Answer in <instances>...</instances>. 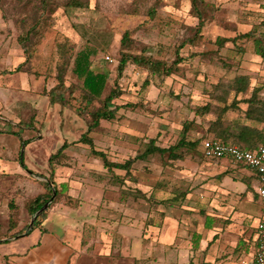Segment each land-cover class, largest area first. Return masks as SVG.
<instances>
[{
    "label": "rangeland",
    "instance_id": "1",
    "mask_svg": "<svg viewBox=\"0 0 264 264\" xmlns=\"http://www.w3.org/2000/svg\"><path fill=\"white\" fill-rule=\"evenodd\" d=\"M82 1L89 6L71 8L66 6L68 0H54L46 9L43 0H0V80L10 70L14 71L20 66L22 71L27 72L20 74L23 88L41 86L43 80L32 69L41 71L46 66L47 70L43 73L55 78V83L59 71L64 70L66 84L80 88L83 85L89 87L97 75H104L101 96H106L114 89L119 91L118 98L111 105L112 108L118 106L119 110L113 120H102L100 126L90 132L89 137L96 150L105 153L111 162L124 163L134 158L145 149L151 138L156 139L161 147L175 144L181 137L183 126L195 117L193 109L209 100L206 92L212 91L219 79L231 80L238 75H248L250 85H264V59L256 54L252 39L238 38V35L251 30H264V0H205L206 6L200 7L205 18L202 38L195 45L186 43L180 48L178 53L183 58L182 62L163 80L133 64L119 75L117 68L122 38L126 32L130 33L131 53H144L147 57L171 65L177 59L176 50L180 43L194 34V29L199 24V19L192 12L191 0ZM152 8L155 9L153 17L149 14ZM30 31L32 34H29ZM232 39H236V42ZM89 51L93 53L88 57L91 71L77 73L75 63L79 67L87 64L86 56L77 61V55ZM202 53L205 56L200 55ZM83 102L82 91L78 90L66 108L76 113ZM100 105L96 100L90 109ZM24 111L27 114L21 115ZM47 116L49 114L44 109H25L24 105H19L13 107L11 112L3 109L0 104V151H3V143L8 148L15 149L18 140L9 132L29 136L30 130L24 127L33 124L35 128H40L48 120ZM8 118L21 121L22 125H13ZM69 119L70 115L68 121ZM200 121L201 118H198V123L189 131V137L192 140L202 138V143L205 139L214 137L204 136ZM68 125L72 126L70 123ZM72 127V138L76 134V137H81L88 129L87 125L83 130ZM45 142L41 141L36 146L34 164L37 168L48 162L44 153L48 148ZM73 145L74 148H65L62 162L67 163L70 154L81 168L80 173L76 170L67 173V177L83 176L85 180V185L77 192L85 201L79 207V213L96 216L101 211L95 201L103 196L105 189L108 191L107 187H110L108 185L112 181L105 186L90 179L88 173L105 169L103 172L107 178L113 180V173L123 178L122 183H116L115 180L109 189L114 194L113 198L129 201L131 210L140 212L149 209V212L155 213L162 210L164 215L184 220V228L192 220L195 227L199 226V221L204 216L203 204L192 205L195 210L184 209V202L178 204L172 201L171 204L170 199L172 193L188 190L186 184L180 185L177 181L182 179L181 171L186 175L189 172L185 173V167L175 166L194 164V161L203 164L206 161L201 144L195 149L183 150L182 160L168 162L160 156H153L146 161H137L129 177L125 176L126 172L123 170L107 172L101 158L92 153L89 145L81 142ZM50 148L52 149L51 146ZM24 161L28 169L21 168L22 174L35 175L36 172L29 170L32 166L28 156ZM68 161L73 162L72 159ZM164 181H168V184H164ZM172 181L176 183L172 184ZM257 184L256 178L254 187L249 186V193L253 197L257 195ZM68 190V184L63 182L60 193L64 194ZM85 193L91 194L92 200L85 199ZM179 199L182 200L180 196ZM244 202L246 200L234 206L238 210L251 207L254 209L253 215L257 216L255 210H261L258 202L253 200L251 205ZM79 208H73V212ZM2 228L3 220L0 219V229ZM242 231L243 239L236 248V255L248 254L254 245L253 239L257 236L256 228L250 225L242 227ZM135 261L141 264V260ZM3 264L10 263L5 261Z\"/></svg>",
    "mask_w": 264,
    "mask_h": 264
},
{
    "label": "crops",
    "instance_id": "2",
    "mask_svg": "<svg viewBox=\"0 0 264 264\" xmlns=\"http://www.w3.org/2000/svg\"><path fill=\"white\" fill-rule=\"evenodd\" d=\"M45 70L47 66L41 71L32 69L39 79L43 80L41 86L23 88L20 74L27 73L26 71L10 70L7 76L0 80V104L3 109L12 112L13 107L24 105L25 109H44L49 114L42 127L35 128L33 124L24 127L30 130L29 136L23 137L14 131L9 132L18 140L15 149L2 144L0 219L3 220V228L0 229V235L4 237L0 241V264L5 261L10 264H137L136 259L141 260V264H242V260L256 249L255 238L248 254H235L237 246L243 239L242 227L250 225L256 228L262 215L263 204L258 196L260 186L258 176L247 166L228 159L206 158L202 146V155L206 159L203 164L194 161V164L175 166L185 167V173L189 172L186 175L181 171L182 179L177 181L180 185L186 184L188 190L172 193L170 199L171 204L172 201L178 204L184 202L185 206H182L184 209L195 210L192 205L203 204L204 216L200 219L198 227L194 226L192 220V223L187 222L188 226L184 228V220L177 216L164 215L160 209V213L149 212V209L140 212L131 210L129 201L113 198L114 194L109 189L112 188V184L108 185L110 186L107 187L108 191L105 189L103 196L95 201L101 208L96 216L79 213L81 210L79 207L85 201L77 192L85 185V180L83 176L67 177L69 171L81 172V168L76 165L75 157L67 154L73 162L67 160V163L63 164L61 161L60 164L54 165L53 170H50L49 159L65 143H68L69 149L74 148L73 144L79 143L82 136L78 138L76 134L72 138V126L76 130H83L86 125L67 108L50 104L45 92L50 91L56 83L55 78H50L46 72L43 73ZM253 91H259L258 95L262 98L264 85L252 83L247 93L239 94L237 113L230 117L252 126L255 131L251 133L250 140L252 143H258L260 135L258 137L257 131L263 127L262 115L257 110L253 112L251 118L244 113L250 107L253 108V105L249 104ZM26 114L25 111L21 113ZM8 119L13 125H22L21 121ZM69 123L72 126H69ZM41 141H46L45 144L48 145L47 152H44L48 162L37 168L34 164L36 146ZM65 152L66 150L63 155ZM23 153V159L28 156L31 163L32 167L29 170L38 174L28 176L22 174L21 168L28 169L25 161L22 165ZM20 165L22 167H19ZM116 170L118 169L113 171ZM248 170L253 173L250 174ZM52 173L58 189L61 190L62 183L65 182L68 184L69 192L60 195L49 209L41 227L33 229L29 225L32 219L25 205L29 200L44 193L43 182L46 178L42 176L50 177ZM256 178L257 195L253 197L249 193V186L254 187ZM166 183L168 184V181H164V184ZM175 183L176 181H172V184ZM101 184L107 185L106 182ZM68 197L74 200V204L67 203ZM92 197L91 194L85 193V199L92 200ZM11 199L20 207V213L17 227L9 232L8 204ZM244 200H246L244 203L250 205L253 200L258 202L261 210H255L257 216L253 215L254 209L251 207L238 210L234 206L235 204L238 206ZM73 208L79 209L74 213ZM18 232L21 235L15 236L14 234Z\"/></svg>",
    "mask_w": 264,
    "mask_h": 264
},
{
    "label": "trees",
    "instance_id": "3",
    "mask_svg": "<svg viewBox=\"0 0 264 264\" xmlns=\"http://www.w3.org/2000/svg\"><path fill=\"white\" fill-rule=\"evenodd\" d=\"M53 3L54 0H43L44 7L46 9ZM191 4L192 12L199 19V24L197 27H195L194 34L186 37L180 43L179 47L176 50L177 59L171 65H168L165 61L147 57L144 55V53H140L137 55L131 53L129 49L130 33L126 32L122 38V50L120 52V60L117 68L119 75H121L130 64H133L139 69L148 70L150 74L157 75V77L161 80H163L166 76L172 74L175 68H177L178 64H180V62H182L183 60V58L178 53L180 48L184 47L186 43H192L193 45H195V43H197V41L202 38V29L205 18L204 11L200 7L206 6V1L191 0ZM66 6L71 8H86L89 6V4L87 2H83L82 0H68ZM149 14L151 15V17H153L155 15V9H150ZM29 34H32V31H30ZM238 38L252 39L255 44L256 54L264 59V30H251L247 33L238 35ZM232 41L236 42V39H232ZM24 48L25 52H27L26 47ZM83 53V55L82 53L81 55H77L75 59L78 61L80 57L82 58V56H86L85 59L87 61V64L84 63L82 67H79L78 64L75 63V71L81 74L83 71H91V61H89L88 57L89 55L93 54L90 51ZM200 55L205 56L204 53ZM189 56H187V58H189ZM28 58L30 60V56ZM22 70V66L15 69V71ZM64 72V70L59 71V73L57 74L56 85L50 91H46L45 95L48 97L51 105H59L62 108H66L69 106L70 101L75 98L76 91H82V99L84 101V104L83 106H80L76 109L75 114L85 121L88 129L87 132L82 135L79 142L89 145L92 153L95 156L101 158L103 166L107 169V172H113L114 169L123 170L126 172L125 176L129 177L132 174L131 170L135 162L146 161L153 156H160L162 159L167 160L168 162L182 160L184 158L183 150L195 149L200 144L202 146V138L192 140L189 137V131L195 126V124L198 123V118H201L200 125L204 130V136L211 135L215 139H218L224 143L239 145L242 149L245 150L255 149L264 143V96L261 98L258 95L259 91H253V95L249 99V104L250 106L253 105V108L250 107L246 112H244L245 115L249 118L253 116V112H255L256 110L260 115H262L261 121L263 123V127L260 131H257L259 132L258 137L260 135L258 143H252V141L250 140V137L252 136L251 133L255 131L252 126L241 123L240 119L230 117L232 114L237 113L239 107L238 105L240 103V101L238 100L239 94H245L250 89L251 80L249 76L238 75L231 80L224 78L219 79L214 85V89L212 91L206 92L209 96V100H207L205 104L199 105L193 109L195 117L183 126L181 137L175 144L169 147H161L157 144L156 139L151 138L145 149L134 158H130L124 163L111 162L109 161L105 153L96 150L94 142L89 137V134L92 130L100 126L102 120L110 121L115 118L119 107L115 106L114 108H112L111 105L113 104V101L118 98L120 92L114 89L106 96H101L104 90V75H97V77L93 79L89 87L83 85V87L80 88L77 85H67ZM96 100L99 101L101 105L94 109H90L91 105H93ZM68 146V143H65V145L57 151V153L51 155L49 159L50 170L54 169V165L60 164V162L62 161L63 152ZM23 157L24 153L23 155H21L22 165H24ZM67 160H70V158L68 157ZM112 175L115 176L113 180L111 178H107V175H105L104 172L88 173L89 178L97 182L103 183L107 181L106 183L108 184L110 181H112L111 183L113 184L115 180L116 183L123 182V178L121 179L119 175H114V173ZM42 177L46 178V180L43 182L44 193L29 200L25 205L31 219L49 200L52 199L54 195L55 198L53 199V202L50 204V206L33 220V229L41 227L42 223L46 219V215L49 209L61 195L60 190L55 185V182L53 180V173L50 175V177ZM67 203L69 205H72L74 204V200L71 197H68ZM8 206V231L10 232L14 230L19 223L20 207L13 199L9 201ZM14 235L20 236L21 233L18 232ZM2 237L4 236L0 235V241Z\"/></svg>",
    "mask_w": 264,
    "mask_h": 264
},
{
    "label": "built area",
    "instance_id": "4",
    "mask_svg": "<svg viewBox=\"0 0 264 264\" xmlns=\"http://www.w3.org/2000/svg\"><path fill=\"white\" fill-rule=\"evenodd\" d=\"M107 59L114 62L109 57ZM202 150L208 159H228L247 166L258 176L260 182L258 196L263 204V211L256 226V249L242 260V264H264V143L255 149L245 150L235 144L208 138L202 142Z\"/></svg>",
    "mask_w": 264,
    "mask_h": 264
},
{
    "label": "water",
    "instance_id": "5",
    "mask_svg": "<svg viewBox=\"0 0 264 264\" xmlns=\"http://www.w3.org/2000/svg\"><path fill=\"white\" fill-rule=\"evenodd\" d=\"M54 197H55V195L52 197V199L51 200H49L35 215H34V217L32 218V220H31V223H30V227H32L33 226V220L35 219V218H37L44 210H46L49 206H50V204L52 203V201H53V199H54Z\"/></svg>",
    "mask_w": 264,
    "mask_h": 264
}]
</instances>
